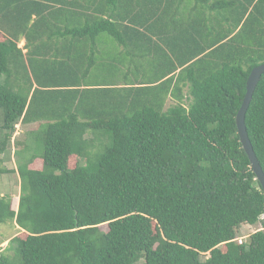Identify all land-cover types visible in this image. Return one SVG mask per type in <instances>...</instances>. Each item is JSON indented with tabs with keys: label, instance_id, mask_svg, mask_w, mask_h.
Listing matches in <instances>:
<instances>
[{
	"label": "trees",
	"instance_id": "16d2710c",
	"mask_svg": "<svg viewBox=\"0 0 264 264\" xmlns=\"http://www.w3.org/2000/svg\"><path fill=\"white\" fill-rule=\"evenodd\" d=\"M260 63L264 0H0V155L38 126L0 264H264L235 125ZM244 123L264 173V72Z\"/></svg>",
	"mask_w": 264,
	"mask_h": 264
},
{
	"label": "rangeland",
	"instance_id": "374dc122",
	"mask_svg": "<svg viewBox=\"0 0 264 264\" xmlns=\"http://www.w3.org/2000/svg\"><path fill=\"white\" fill-rule=\"evenodd\" d=\"M169 104L170 103H167L166 106ZM37 128L38 126L35 123L22 125L17 122L12 133V139L7 144L5 151L0 155V165L10 169L9 172L0 173V196L4 194L10 196L13 206L18 200L20 183L18 174L16 172V166L19 164V162H23L30 155L31 148L28 149L29 147H27L28 150H26L23 149L25 148L23 146L24 144L30 145L33 142L31 138V130H35ZM104 137L105 136L100 137L99 140L102 142L106 141ZM14 138L15 140L19 141L18 144H15V141L13 142ZM100 227L102 229H106V225H101ZM258 227L259 225H242L238 234L242 236L239 239H246L247 235ZM21 232L23 231L19 230L12 221L0 223V251L6 247L8 240L12 236L16 234L21 237L24 236V234Z\"/></svg>",
	"mask_w": 264,
	"mask_h": 264
},
{
	"label": "water",
	"instance_id": "95a60500",
	"mask_svg": "<svg viewBox=\"0 0 264 264\" xmlns=\"http://www.w3.org/2000/svg\"><path fill=\"white\" fill-rule=\"evenodd\" d=\"M264 72V63H260L256 66H254L246 79L245 82V93L243 96V99L241 101V104L235 114V125L237 129V134L239 137V141L241 143V146L246 153L249 162H250V167L252 171L254 172L256 179L259 181L262 187V191L264 194V173L261 169V166L259 164V161L253 151L251 142L248 138L247 131L245 128V123H244V116L245 112L247 109V106L249 104V101L251 100L252 93L255 89V86L260 78V75Z\"/></svg>",
	"mask_w": 264,
	"mask_h": 264
},
{
	"label": "crops",
	"instance_id": "0c3cea01",
	"mask_svg": "<svg viewBox=\"0 0 264 264\" xmlns=\"http://www.w3.org/2000/svg\"><path fill=\"white\" fill-rule=\"evenodd\" d=\"M24 44H25V39H24V37H21V38L19 39L17 45H18L19 47L22 48L23 52L26 51L25 47H23ZM80 47H82V46H80ZM63 49L68 50V49L66 48V46H65ZM64 52H65V51H64ZM64 71H65V70H64ZM68 71H69V69H68ZM65 74H66V73H65ZM65 74H64V75H65ZM68 75H69V74H68ZM68 75H67V76H68ZM69 77H70V76H69ZM70 78H71V77H70ZM74 78H75V77H74ZM167 103H170V100H167V101H166V104H167Z\"/></svg>",
	"mask_w": 264,
	"mask_h": 264
},
{
	"label": "clouds",
	"instance_id": "9594fccd",
	"mask_svg": "<svg viewBox=\"0 0 264 264\" xmlns=\"http://www.w3.org/2000/svg\"><path fill=\"white\" fill-rule=\"evenodd\" d=\"M15 127V126H14Z\"/></svg>",
	"mask_w": 264,
	"mask_h": 264
}]
</instances>
